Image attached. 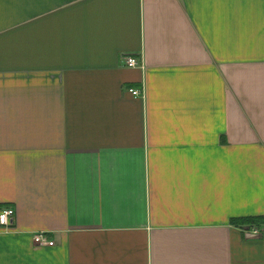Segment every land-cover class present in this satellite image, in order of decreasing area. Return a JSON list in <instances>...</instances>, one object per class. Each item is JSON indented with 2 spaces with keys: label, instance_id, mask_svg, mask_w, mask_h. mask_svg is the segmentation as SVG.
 <instances>
[{
  "label": "crops",
  "instance_id": "1",
  "mask_svg": "<svg viewBox=\"0 0 264 264\" xmlns=\"http://www.w3.org/2000/svg\"><path fill=\"white\" fill-rule=\"evenodd\" d=\"M3 209L0 264H264V0H0Z\"/></svg>",
  "mask_w": 264,
  "mask_h": 264
},
{
  "label": "built area",
  "instance_id": "2",
  "mask_svg": "<svg viewBox=\"0 0 264 264\" xmlns=\"http://www.w3.org/2000/svg\"><path fill=\"white\" fill-rule=\"evenodd\" d=\"M124 65L127 68H134L138 65L137 60L134 57L128 56L124 57ZM133 96H139L140 92L136 90H129ZM14 218V211L12 209H3L0 210V229L8 230L11 226V222ZM257 233V230H254ZM34 242L39 245L53 246V242L49 241L43 234H38L34 237Z\"/></svg>",
  "mask_w": 264,
  "mask_h": 264
},
{
  "label": "trees",
  "instance_id": "3",
  "mask_svg": "<svg viewBox=\"0 0 264 264\" xmlns=\"http://www.w3.org/2000/svg\"><path fill=\"white\" fill-rule=\"evenodd\" d=\"M231 223H233L235 225L251 227L253 225H258V224L263 223V219L260 217L239 218V219L231 220Z\"/></svg>",
  "mask_w": 264,
  "mask_h": 264
}]
</instances>
